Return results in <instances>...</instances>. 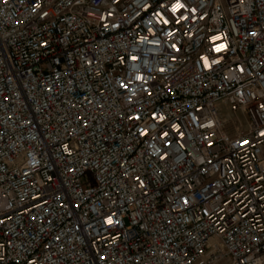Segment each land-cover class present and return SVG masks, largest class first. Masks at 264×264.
Masks as SVG:
<instances>
[{"label":"built area","instance_id":"obj_1","mask_svg":"<svg viewBox=\"0 0 264 264\" xmlns=\"http://www.w3.org/2000/svg\"><path fill=\"white\" fill-rule=\"evenodd\" d=\"M0 264H264V0H0Z\"/></svg>","mask_w":264,"mask_h":264},{"label":"rangeland","instance_id":"obj_2","mask_svg":"<svg viewBox=\"0 0 264 264\" xmlns=\"http://www.w3.org/2000/svg\"><path fill=\"white\" fill-rule=\"evenodd\" d=\"M222 111H223L225 114H227V113H228V109L226 108V106H225V105H223V107H222Z\"/></svg>","mask_w":264,"mask_h":264}]
</instances>
